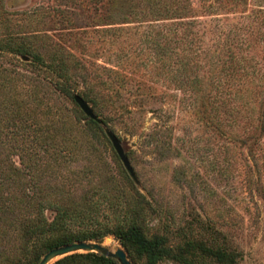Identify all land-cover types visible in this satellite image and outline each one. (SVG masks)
Instances as JSON below:
<instances>
[{
    "label": "rangeland",
    "instance_id": "1",
    "mask_svg": "<svg viewBox=\"0 0 264 264\" xmlns=\"http://www.w3.org/2000/svg\"><path fill=\"white\" fill-rule=\"evenodd\" d=\"M188 2L198 16V59L178 71L177 59L192 52H181L168 27L159 35L173 21L108 25L110 0H0V40L36 35L32 46L45 63L64 57L80 82L74 95L90 91L97 106L86 102L103 121L101 131L87 122L56 90L47 64L0 51V264L31 262L26 227L38 211L50 221V204H94L101 223H136L173 248L215 241L241 253L236 264H264V134L251 144L256 122L237 98L252 84L255 103L264 93V28L259 19L206 15L200 0ZM231 29L242 40L231 45L244 58L237 70L223 67ZM217 99L230 109L213 111ZM108 134L122 143L134 178ZM134 188L149 206L136 204ZM100 243L122 248L113 236Z\"/></svg>",
    "mask_w": 264,
    "mask_h": 264
},
{
    "label": "trees",
    "instance_id": "2",
    "mask_svg": "<svg viewBox=\"0 0 264 264\" xmlns=\"http://www.w3.org/2000/svg\"><path fill=\"white\" fill-rule=\"evenodd\" d=\"M189 0H110L109 7L113 14L111 22L113 24H144L147 21L158 22L173 21L170 25H160L162 30L159 35L168 27L172 32L175 41L181 43L183 48L181 52H192V57L188 60L187 57H179L177 59L178 71L188 66L191 61L198 59V53H193L195 37L198 36L199 31L196 29L197 18L195 11L188 2ZM201 7L206 15H227L239 14L242 19L258 20L260 27L264 28V0H200ZM143 5L139 9V5ZM125 8V13L120 17V22L116 20L119 11ZM146 12L145 15H140ZM3 13L0 15V20H4ZM149 16V17H148ZM2 18V19H1ZM149 19V20H146ZM115 22V23H114ZM242 26V25H241ZM195 30V31H194ZM159 32V31H158ZM158 35V34H157ZM233 35V37L231 36ZM36 35H7L0 40V51H7L9 53L26 57L29 56L40 65L47 64L53 74L57 78L55 83L56 90L66 98L73 99L74 91L79 86L80 82L71 77L70 66L68 62L59 54H55L53 58L45 63L37 48L32 46V41ZM161 36V35H160ZM178 37H180L178 39ZM236 38L235 33L231 29L226 33L222 39L223 45H227L228 56L223 61L225 69L237 70L240 67L243 57L236 58L233 53L232 46H239L242 40ZM232 45V46H231ZM243 69V68H242ZM235 72V71H234ZM233 72V73H234ZM243 72H247V70ZM247 74V73H245ZM179 86V85H178ZM253 87L244 89V94L238 95V99L245 100L241 106H246L251 110V115L247 120L253 125L254 136H249L251 144L260 145L262 143V135L264 134V93L255 103L252 96H255V91H251ZM189 87L194 89V84L189 82ZM90 90V89H89ZM90 91H82L80 94L85 101L97 106L95 97L90 95ZM215 100L210 106L213 111L218 114L221 107L230 109L225 101ZM77 106V105H76ZM78 107V106H77ZM257 108V111H256ZM226 110V109H225ZM253 112L256 117L252 116ZM227 114H233L231 111H226ZM99 116V115H98ZM231 117V116H230ZM236 117V116H235ZM87 122L94 125L101 131V123L92 119H86ZM248 130V129H245ZM132 187L133 184H132ZM134 197L136 204L139 207L149 206V202L134 188ZM93 204L89 207H80L74 205H60L50 204L49 208L54 209L53 218L48 221L45 219L43 212L36 213L34 220H32L26 227V232L33 238V247L35 249L29 264H37L43 254L49 250L63 246L65 244L76 243L80 241L102 242L107 236H113L115 240L122 246L128 255L132 264H158L163 260L175 261L179 264H194L196 259L210 260L216 264H236L241 257V253L237 251H229L217 244L215 241L208 244L204 240L190 239L176 248L168 244V239L164 235L153 234L150 237L144 235L141 228L136 223L126 225L123 221H116L115 223H101L97 220V207ZM91 222V223H90ZM93 223V224H92ZM53 264H119L112 258L104 257L97 253H74L58 259Z\"/></svg>",
    "mask_w": 264,
    "mask_h": 264
},
{
    "label": "water",
    "instance_id": "3",
    "mask_svg": "<svg viewBox=\"0 0 264 264\" xmlns=\"http://www.w3.org/2000/svg\"><path fill=\"white\" fill-rule=\"evenodd\" d=\"M73 99L77 106L80 108V110L89 119L99 121V118L94 114L90 105L80 95H74ZM108 136L124 168L130 175V177L134 178L135 174L133 168L131 167V164L126 156V151L122 143L113 134H108ZM79 252L97 253L104 257L112 258L116 260L119 264H131V261L129 260L128 255L123 248L118 247L114 250H111L108 247L104 246L102 243L91 241H80L53 248L46 252L37 264H51L54 261L63 258L67 255Z\"/></svg>",
    "mask_w": 264,
    "mask_h": 264
},
{
    "label": "bare ground",
    "instance_id": "4",
    "mask_svg": "<svg viewBox=\"0 0 264 264\" xmlns=\"http://www.w3.org/2000/svg\"><path fill=\"white\" fill-rule=\"evenodd\" d=\"M105 241V240H104ZM108 241V240H107ZM105 243V242H104ZM107 243V242H106ZM104 245V244H103Z\"/></svg>",
    "mask_w": 264,
    "mask_h": 264
}]
</instances>
